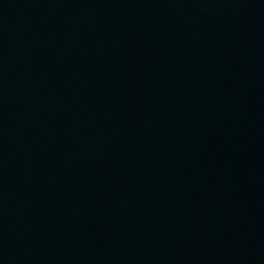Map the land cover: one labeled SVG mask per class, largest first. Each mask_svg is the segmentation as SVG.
I'll return each mask as SVG.
<instances>
[{
  "label": "water",
  "instance_id": "1",
  "mask_svg": "<svg viewBox=\"0 0 264 264\" xmlns=\"http://www.w3.org/2000/svg\"><path fill=\"white\" fill-rule=\"evenodd\" d=\"M0 264H264V0H0Z\"/></svg>",
  "mask_w": 264,
  "mask_h": 264
}]
</instances>
